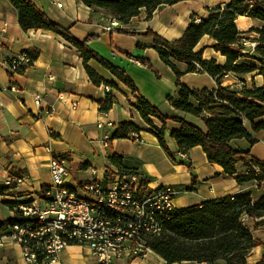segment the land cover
Segmentation results:
<instances>
[{
	"label": "crops",
	"instance_id": "obj_1",
	"mask_svg": "<svg viewBox=\"0 0 264 264\" xmlns=\"http://www.w3.org/2000/svg\"><path fill=\"white\" fill-rule=\"evenodd\" d=\"M29 1L52 21L68 29L74 37L84 40L93 36L88 46L123 69L137 87V92H132L95 59H89L87 65L104 81L114 85L93 83L81 53L75 46L51 30L21 28L11 0H0V184L7 185L6 182L13 176L22 178L20 183L12 184L5 194L0 195V220L15 216L14 210L6 205L7 202L32 200L39 196L43 186L51 185L49 162L54 155L65 160L70 173L68 184L73 188L80 182L90 180L109 184L117 171H137L149 189L162 185L176 189L178 194L172 200L176 208L247 192L256 201L264 194L262 182L238 184L234 178L223 176L222 167L208 162L199 145L184 151L186 159L178 155L185 163L173 162L149 125L132 106L137 97L142 96L169 118V131L179 128V124L171 119L174 117L183 118L205 131L206 126L201 117L178 111L167 100L168 96H177V78L152 47V37L145 34L150 29L167 40L177 39L183 34L192 16L200 20L207 16V9L224 6L228 0L162 3L150 16L141 8L138 14L126 22L120 21L119 26L110 30L106 27L116 17L103 9H92L80 0ZM235 21L238 30L242 32L238 43L242 47L241 51L253 54L254 47L243 42L253 41L256 33L248 30L261 26V21L245 15L238 16ZM214 42L209 35H203L195 49L201 48L203 58H213L218 65L224 66L226 57L212 47ZM137 43L143 47L137 48ZM19 52L32 56L33 64L23 74L10 76L4 61ZM239 61L251 59L244 56ZM179 66L184 68V64ZM11 82L17 85V92L9 89L1 91ZM179 82L193 90H213L217 86L216 80L206 72L185 73ZM105 84L111 87L109 92H104ZM263 84L264 76L259 70L245 74L225 72L222 78L223 86L238 89ZM36 95L41 98L40 104L35 103ZM107 98L111 99V106L107 110H100V102ZM47 110L51 113H45ZM150 120L158 127L161 126L157 119L150 117ZM121 122H133L138 126L139 139L112 138L115 126ZM98 123L102 125L99 127ZM253 138L256 139L254 144L245 138H237L232 139L229 145L235 150L248 151L249 158L264 161V129L255 132ZM104 142L107 146H104ZM168 145L171 150H175L173 140ZM111 155L120 157V166L111 162ZM235 169L236 174L246 172L241 160H237ZM192 173L196 177L194 185ZM217 174L220 175L215 176ZM191 185L193 190H186ZM246 219L254 224L253 219L244 216V222ZM259 229L264 242V228L259 226ZM79 248L76 245L67 247L54 264H96L85 257ZM253 250L259 256L264 253L263 247H252L245 264L258 262L259 256H251ZM0 264H25L19 247L9 238L0 241ZM117 264H123V260ZM126 264L167 263L149 249L139 257L130 258ZM171 264L206 263L183 260Z\"/></svg>",
	"mask_w": 264,
	"mask_h": 264
},
{
	"label": "trees",
	"instance_id": "obj_2",
	"mask_svg": "<svg viewBox=\"0 0 264 264\" xmlns=\"http://www.w3.org/2000/svg\"><path fill=\"white\" fill-rule=\"evenodd\" d=\"M92 9H103L115 16L119 21L126 22L144 8L150 16L159 4H173L180 0H80ZM18 15L21 28H43L60 34L75 46L81 53L87 74L93 83L99 85L112 82L104 81L91 67L87 65L89 59H95L108 69L115 77L128 86L132 92L137 87L130 76L118 66L113 65L89 46L93 36L84 40L74 37L68 29L52 21L43 11L29 0H11ZM207 16L197 20L195 16L185 28L183 34L174 40H167L148 29L146 36L152 37V47L159 58L168 65L177 78L178 92L176 97L168 96L169 103L178 111L201 117L206 129L202 131L197 126L188 123L183 118H171L179 124V128L169 131L168 117L150 104L142 96H138L132 106L138 111L142 119L149 125L151 132L170 159L176 163H185L178 155L188 151L193 146H201L210 163H216L223 169V176L232 177L238 184L264 181V161L249 158L248 151L233 149L229 142L232 139L245 138L250 144L256 139L253 134L264 129V84L247 88H234L222 85L225 72L236 74L250 73L259 70L264 76V0H228L224 6L207 9ZM240 15L249 16L261 21V26L249 28V32L256 33L253 41V54L241 51L239 41L242 38L236 25V18ZM203 35H209L215 40L212 47L226 57L224 66L216 60L205 59L202 49H195ZM137 48H142L137 43ZM248 57L251 61L240 62L241 57ZM184 64L181 69L179 65ZM188 72H206L216 80V88L209 90H193L179 82V78ZM111 106V99L100 102V110H107ZM150 117L157 119L158 127ZM140 129L133 122L118 123L112 138L131 137L133 132ZM173 140L175 150H171L168 143ZM112 163L120 166V157L111 155ZM241 160L246 172L236 174L235 163ZM190 167V164H187ZM259 167V171L256 170ZM122 170V169H121ZM123 172H131L124 171ZM217 174L215 176H219ZM192 185L196 177L192 173ZM186 190H193V186ZM11 186L0 184V195ZM41 197V195H39ZM28 203V202H25ZM18 202H7L13 209ZM18 210L10 219L0 220V237L10 233V228L16 223ZM246 216L254 220V226L264 228V194L253 201L250 193H236L219 198L203 200L185 208L173 207L171 210L157 215L160 224L158 233H149L145 246L163 258L167 264L183 260L213 264H245L252 247L259 244L254 238L252 230L243 220ZM264 256L257 264H263Z\"/></svg>",
	"mask_w": 264,
	"mask_h": 264
},
{
	"label": "built area",
	"instance_id": "obj_3",
	"mask_svg": "<svg viewBox=\"0 0 264 264\" xmlns=\"http://www.w3.org/2000/svg\"><path fill=\"white\" fill-rule=\"evenodd\" d=\"M119 23L113 18L106 28L113 29ZM4 64L10 76L23 74L33 64V57L19 52ZM103 88L104 92L111 90L107 84ZM7 89L18 91L12 82L1 91ZM34 99L40 104L38 95ZM131 138L139 139L138 133L133 132ZM179 155L187 158L185 152ZM49 168L51 185L41 188V197L18 202L12 209L18 210L16 223L10 233L0 237V241L9 238L19 247L25 264H54L60 253L72 245L85 248L96 264H117L139 257L149 248L145 246L147 236L136 232L137 223H145L156 233L157 215L171 210L172 200L178 194L170 185L149 189L137 171H117L109 184L90 180L73 188L68 184L70 173L63 158L52 156ZM21 181L22 178L13 176L6 184L11 186Z\"/></svg>",
	"mask_w": 264,
	"mask_h": 264
},
{
	"label": "rangeland",
	"instance_id": "obj_4",
	"mask_svg": "<svg viewBox=\"0 0 264 264\" xmlns=\"http://www.w3.org/2000/svg\"><path fill=\"white\" fill-rule=\"evenodd\" d=\"M244 44H247L248 46H252V47H254L253 46V43L254 42H250V41H248V42H243ZM109 86V85H108ZM110 87V86H109ZM111 88V87H110ZM262 183H264V181L262 182ZM245 223H246V225H248L250 228H251V230H252V232H253V235H254V238L259 242V244L258 245H256V246H261V247H263L264 248V242L262 241V239H263V235H262V232H261V229H259V227H255L254 226V224H251L250 223V220H248V219H246V221H245ZM79 249H81V251H82V253H83V255L85 256V257H89V255H88V251L85 249V248H83V247H80ZM251 256H252V258L253 257H258L259 256V253H255V251L253 250V252H252V254H251ZM264 256V253H262L259 257H258V261H260L261 259H262V257ZM90 258V257H89ZM130 259V258H129ZM129 259H127V260H123V264H126L127 262H128V260ZM257 259V258H256ZM263 261H264V258H263ZM257 264V263H256Z\"/></svg>",
	"mask_w": 264,
	"mask_h": 264
},
{
	"label": "bare ground",
	"instance_id": "obj_5",
	"mask_svg": "<svg viewBox=\"0 0 264 264\" xmlns=\"http://www.w3.org/2000/svg\"><path fill=\"white\" fill-rule=\"evenodd\" d=\"M159 231H160V224L159 227L156 228V233H158ZM136 232H138V234H144V236H147L149 233L154 234V228L146 227L145 223H137ZM255 249L257 250V248Z\"/></svg>",
	"mask_w": 264,
	"mask_h": 264
}]
</instances>
